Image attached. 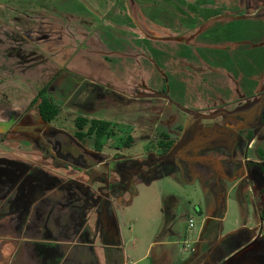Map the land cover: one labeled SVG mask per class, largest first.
<instances>
[{
    "label": "flooded vegetation",
    "instance_id": "af4514ba",
    "mask_svg": "<svg viewBox=\"0 0 264 264\" xmlns=\"http://www.w3.org/2000/svg\"><path fill=\"white\" fill-rule=\"evenodd\" d=\"M127 1L133 8L136 5L137 11L159 28L164 29L167 21L176 27L170 30L166 39H161V36L156 40L146 39L150 43L146 45L152 52L136 55L134 62L131 59L125 61L132 63V67L136 66V70L131 72L134 75H127L126 70L115 76L106 62L103 70L109 71L111 79L89 78L90 87L97 88L102 95L109 94L116 101H121L119 97L122 95L129 96L132 101H144L146 108L143 111L147 113L141 123L150 124L145 126L147 130L144 132L141 128L140 138L147 140L148 144L142 153L124 151L134 144V127L129 133V129L113 121L85 115H75L73 130H67L62 122L56 121L62 111L61 106L47 94L49 88L46 83L53 82L61 72L82 74L68 67L73 59L65 60L69 54L67 43L75 44L74 54L77 43L69 38L67 43L59 46V50L63 48L62 62L56 68L45 64L49 66L46 70L50 68V71L40 72L38 65L43 66L50 55L55 54V49H47L52 48L50 40L57 38L62 42V35L42 25L41 17L36 21L37 16L25 15L20 20L0 16V56L7 59L16 57L20 61L18 65L23 62L29 64L26 59H37L36 62L42 64H31L33 72L27 71V65L23 64L22 70L16 72L23 79L14 76V61L0 65V100L11 99V95L2 89L8 90L15 85L24 87L16 80L33 90L31 98L20 105L12 107L10 101L4 107L0 105V264L12 263L3 255L6 249L12 251V246L30 249L31 258L37 264H127L123 254L124 239L119 235L121 230L118 227L124 196L132 197L137 183H150L175 166H185L193 177H198L204 186L211 189L219 208H224L218 222L226 214L223 197L226 190H237L235 202L240 213H243V200L247 197L252 204V212L258 217L257 223H251L249 216L252 213L248 208L246 220L230 231H223L219 223H215L217 229L213 223H208L209 240L204 233L205 222L199 225L192 238L185 234L195 224L187 226L182 248L190 256L181 259L182 264H264V161L249 157L255 137L264 135V62L258 69L261 91L245 95L237 93L231 98L227 95L219 98L209 96L202 105L196 103V106L188 107L178 105L174 100L183 114L184 123L176 125L179 135L171 137L168 133L157 132L159 125L178 120L173 116L167 119L172 102L169 95L176 85L170 87L168 83L165 85V81L168 82L167 77H172L175 72H181L183 76L192 68L183 47L201 45L205 41L201 37L202 30L218 29L222 18L233 20L227 22L251 19L249 27L253 22L259 23L258 20L264 19V0L260 5L253 0H241L240 7L231 8V12L215 4L206 8L194 7L198 15L196 20L191 16L190 20H182L190 11L177 6L175 0H170L172 5L167 0L155 7L150 5L148 8L152 10L146 9V0H124L122 8H117V3H114L115 11L103 5L106 7L99 16L103 29L112 34L114 26L126 28L132 25V15L125 9ZM200 1L191 2L199 5ZM185 4L190 3L183 0ZM87 25L98 29V24L95 27ZM122 33L130 45L136 43L134 37H126L125 32ZM250 34L254 36L256 33L252 31ZM261 38L264 40L263 35ZM94 39L99 41L100 35L93 33L91 36L86 32L80 45ZM247 40L249 37L239 41L230 39L225 41V47L230 45V52H234L236 44L250 49ZM219 43L207 40L211 50H223ZM174 48L176 52L171 50ZM79 49L82 47L77 51ZM119 51L123 53L124 50ZM252 54L250 49L248 56ZM256 56L264 59V55ZM116 59L123 63V59L122 62L119 57ZM199 62L206 66L201 58ZM255 63L254 56L252 64ZM123 74L127 76L122 77ZM153 76L162 81L161 86L152 83ZM226 83L229 90L232 85L240 89L237 80L231 79ZM47 102L58 111L44 110ZM28 111L37 113L39 121L30 122L26 118ZM154 128L157 136L152 139ZM17 140L23 141L24 145H19ZM126 258L131 259L129 255ZM141 259L131 263L143 261Z\"/></svg>",
    "mask_w": 264,
    "mask_h": 264
},
{
    "label": "rangeland",
    "instance_id": "374dc122",
    "mask_svg": "<svg viewBox=\"0 0 264 264\" xmlns=\"http://www.w3.org/2000/svg\"><path fill=\"white\" fill-rule=\"evenodd\" d=\"M123 1L113 0L112 3V0H0V16L10 20H20L25 15L37 16L35 17L36 21L41 17L43 20L42 25H46L47 29L57 31L62 35V42L57 38L50 40L51 43L49 44L52 48L47 49H55V54H51L49 60L46 61L47 63H43V66L38 65L37 68L40 72L50 71V68L48 71L46 70L49 66H45V64H49L52 68L58 66V63L62 60L61 58L64 57L63 48L59 50V46L67 43V40L72 39L76 42L77 49L82 47L78 51L76 49L74 54L73 48L75 44L67 43L66 49L68 48L69 54L65 57L66 62L67 59H73L68 63V67L82 74L77 76L61 72L59 77L53 79V82L46 83L48 85L47 89L49 88L47 94L61 106L62 111L57 115L56 121L62 122L67 130H73L75 115H85L113 121L116 125L120 124L126 130L129 129V133L131 127H134V132L132 133L135 137L134 144L132 147L124 149V151L126 153H142L148 144L147 140L140 138L141 128H143L142 132H144L147 130L145 126L150 124V122L143 123V126L141 123L146 117L144 114L147 113L146 110L143 111L146 108L144 101L141 99L132 101L129 96L125 95L119 97L121 101H116L109 94L102 95L97 88L89 85V78L100 81L111 79L109 71L103 70L104 64H107L106 62H108L110 72L115 76L125 73L126 70L128 71L127 75L130 76L133 69L136 70L135 65L132 67V63L127 64L125 63L126 60H124L125 56H127L134 62L135 52L128 49L130 53L127 55L119 53V49L124 47L122 37L117 35L120 29L115 26L112 27L114 32V35H112L109 31L103 29L99 19L100 13L105 9L104 7L110 6L111 10L115 11L116 6L117 8H122ZM146 1L147 10H152L148 8L150 5L155 7L160 3L164 4V0ZM187 1L190 4L183 5V0L180 2L175 0L177 6H182V9L190 11L182 20H190V16L196 20L198 15L193 10L194 7L196 9L198 7L206 8L209 4H215L216 7L226 12H231V8H239L241 4V0H201L199 5L191 2L192 0ZM167 2L170 3V0H167ZM253 2L260 5L261 0H253ZM114 3H117L116 6H113ZM126 3L125 9L134 16V8L129 6L128 1ZM104 4L106 6L103 7ZM149 15H151L150 11ZM221 20V26L218 29L210 28L206 32L202 30L201 37L205 41L201 45L191 48L183 47L187 57H190L189 62L192 68L187 70L183 76H181V72H175L172 77H167L169 78L168 82L165 81V85L168 83L170 87L176 85L172 89L173 92L169 95L172 102H170L171 104L168 107L170 113H168L167 119L173 116L174 120H178L167 124H162L161 122L162 125H159L157 132L168 133L171 137L179 135L176 125L182 123L183 114L173 102L174 100L178 105L188 107L196 106V103L202 105V102L207 100L209 96H217L219 98L220 95H227V98H231L236 96L237 93L245 95L262 90V87L258 85V69L259 64L264 62V59L256 55H264V40L261 38L262 35L264 36V19L258 20L259 23L253 22L252 27H249L251 19H236V22H227L233 21L230 18H222ZM189 22L192 24L191 21ZM87 24H91L94 27L98 24V29L90 28ZM164 25L169 30L176 29V27L170 26L172 24H169L168 21ZM115 30H119V32ZM252 31L256 33L254 36L250 34ZM86 32H89L91 36L93 33L100 35V40H89L83 42L81 46L80 43L84 40ZM136 37H139V41L146 42L144 37ZM245 37H249L246 43L254 54L248 56L250 49L238 46L239 44H236L234 52L228 50L230 45L227 48L225 47V41L230 39L239 41ZM207 40L213 42V44L220 42L219 45L223 50H211L208 48ZM134 42H136L135 39ZM192 48L193 50H191ZM124 50L126 51V46ZM171 50L176 52L175 48ZM58 52L61 55H58ZM0 55H2L1 50ZM254 56L256 57L255 65L252 64V57ZM118 57L121 62L123 59V63L117 61L116 58ZM199 57L205 61L206 66L201 65ZM16 59L13 56L10 59H7L6 56H0V60H2L0 65H7V63L14 61V68H16V71L13 72L14 76L23 79L24 77L16 72L22 70L25 63L18 65L20 61ZM36 60L26 59V63H29L25 64L27 65V71L33 72V69L30 68L31 64H40ZM66 62H64V65H66ZM73 62L77 63L76 66L73 65ZM121 68H125L124 71ZM127 75L123 74L122 77ZM131 75H134V73H131ZM50 78L51 76L47 78V81ZM152 78V83H155L157 87L161 86L162 81L157 76ZM114 79L117 80L116 78ZM231 79L239 82V90L235 89L233 85L232 89L229 90L226 81L229 82ZM16 82L21 83L24 87L18 88L19 85H15L8 90L6 88L2 89L3 92L11 95V99L7 101L1 99V106L4 107L7 105L6 102L10 101L9 105L14 107L31 98L33 90L19 80H16ZM27 113L26 118H29L30 122L39 121L40 117L37 113L34 111H28ZM151 123L154 122L152 121ZM155 133L154 128L152 139L156 138L157 133ZM17 141L19 145H24L23 141ZM249 157L264 161V135L255 137L254 143L249 150ZM164 173L167 174L163 175ZM135 188L136 191L132 197L124 196L125 203L121 214L118 216V227L121 230L119 235L124 239L123 254L127 264L129 262L130 264H132L131 262L135 263L137 259L141 258L143 261L136 264H182L181 259H186L190 256V253L182 248L183 235L187 226H189L190 220L195 226L185 236L192 238L197 233L199 225L205 222L204 233L208 235V240L211 238L207 231L208 223H213L214 226L215 223H219V225L223 226V231H230L246 220L248 215L245 212L248 211V208H250L249 211L252 213L249 216L251 223L258 222V217L252 212V204L247 197L243 200L245 207L243 213H240L235 202L237 190L225 191L226 195L223 197L226 201L227 210L223 219L218 222V218H221L224 214V208H219L217 199L211 189L208 186H204L198 177H193L185 166L183 168L171 167L150 183H137ZM244 193H246V190ZM11 249V254H14L13 257L9 254L12 259L11 264H37L31 258L30 249L19 248L18 246H12ZM128 255L131 259L126 258Z\"/></svg>",
    "mask_w": 264,
    "mask_h": 264
},
{
    "label": "crops",
    "instance_id": "0c3cea01",
    "mask_svg": "<svg viewBox=\"0 0 264 264\" xmlns=\"http://www.w3.org/2000/svg\"><path fill=\"white\" fill-rule=\"evenodd\" d=\"M133 6H134V16H132V18H133L132 25L125 26L126 28L119 27L120 32H119V30H115V31L119 32V34H117V35L122 37L124 47L126 46V51L124 50V47H123V50H124L123 53L129 54L130 52L128 51V49H130V50L135 52V56L136 55L140 56L143 52L151 51L150 47L146 45V44H150V43H147V40L160 39V36H161V39H166V37L168 38V36H170V33H169L170 30L167 28L166 29L165 28L164 29L159 28L153 22L147 21L143 17L142 13L137 11L136 5H133ZM122 32H125L124 35L126 37L130 36V37H134V39H135L136 36H141L147 40L145 43H142L141 41H139V37H136V43H134V45L132 46V45H130L131 42H129L128 38L125 39L124 36L121 35ZM112 34L114 35V32H112ZM119 53H122V52L119 51ZM127 59H129V58L126 56V58L124 60H127ZM146 74H148V73H146ZM9 254H11L10 249H6L3 251V255L8 257L9 260H12L9 257Z\"/></svg>",
    "mask_w": 264,
    "mask_h": 264
},
{
    "label": "trees",
    "instance_id": "16d2710c",
    "mask_svg": "<svg viewBox=\"0 0 264 264\" xmlns=\"http://www.w3.org/2000/svg\"><path fill=\"white\" fill-rule=\"evenodd\" d=\"M50 109H53V112L58 111V109H57L56 107H55V108H54V107L51 108V104L47 102V103L45 104V108H44V110L47 111V110H50ZM50 114H52V111L50 112Z\"/></svg>",
    "mask_w": 264,
    "mask_h": 264
},
{
    "label": "built area",
    "instance_id": "2783aa9c",
    "mask_svg": "<svg viewBox=\"0 0 264 264\" xmlns=\"http://www.w3.org/2000/svg\"><path fill=\"white\" fill-rule=\"evenodd\" d=\"M192 224H193V223H192L191 220H190V221H189V226H192Z\"/></svg>",
    "mask_w": 264,
    "mask_h": 264
}]
</instances>
